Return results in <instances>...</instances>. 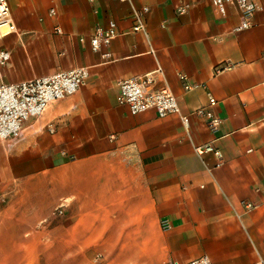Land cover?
Instances as JSON below:
<instances>
[{"label": "crops", "instance_id": "1", "mask_svg": "<svg viewBox=\"0 0 264 264\" xmlns=\"http://www.w3.org/2000/svg\"><path fill=\"white\" fill-rule=\"evenodd\" d=\"M258 3L250 28L233 31L238 9L229 5L220 17L210 0H8L14 32L0 37L10 53L5 83L78 66L89 78L25 121L18 141H0V264H171L202 255L212 264H261L264 0ZM142 6L147 37L131 30V9ZM109 20L118 34L106 59L89 38ZM158 66L156 86L169 87L187 129L175 114L133 115L117 103L119 81ZM180 73L203 87L185 91ZM208 94L221 118L215 132L194 112ZM205 144L220 150V161L194 151ZM60 204L64 215L53 216Z\"/></svg>", "mask_w": 264, "mask_h": 264}, {"label": "built area", "instance_id": "2", "mask_svg": "<svg viewBox=\"0 0 264 264\" xmlns=\"http://www.w3.org/2000/svg\"><path fill=\"white\" fill-rule=\"evenodd\" d=\"M91 1V0H90ZM212 7L220 17L226 15L227 7L233 5L240 13L239 23L233 28V31H242L250 28L251 20L260 6L258 0H210ZM187 6L178 7V13H183ZM149 8L142 6L140 8L132 7L131 18L133 25L131 30L141 32L147 37L145 15ZM54 10H50L53 14ZM14 32V24L11 19L8 0H0V37ZM55 32L60 34L61 30L55 28ZM118 34L115 21L109 20L105 26H97L89 38L90 48L93 52H100L102 58L108 59L110 52L107 48L112 39ZM80 40H83L81 38ZM149 52L155 54V50L149 47ZM10 60V53L6 49H0V141L4 144H12L18 141L23 132L24 122L30 118H37L45 111L46 107L55 101L61 100L67 96L73 95L82 88L89 78V69L86 66L73 67L65 71H60L51 75L35 77L15 83H5L2 80L1 69L5 67ZM218 69H216V72ZM161 68L158 66L154 71L144 75L131 76L118 82L119 91L116 97L119 105H124L133 115L148 110H153L158 117L163 118L170 114L179 117L183 126L188 128V119L180 110L176 97L167 85L156 86V76L161 74ZM179 78L182 82V88L185 91L203 85L188 83L186 75L180 73ZM216 99L208 94V102L205 106L197 108L196 115L204 117L209 131L215 132L221 118L214 113ZM49 131H54V126H49ZM197 154L205 152L212 153L220 161L221 152L211 144L199 145L194 147ZM220 165L218 162L217 166ZM5 195L0 192V203L5 202ZM247 206H250L247 204ZM64 214V205L56 206L53 216H62ZM164 228H168V222L162 223ZM171 264H212L209 256L202 255L186 263ZM264 264V260L261 261Z\"/></svg>", "mask_w": 264, "mask_h": 264}, {"label": "rangeland", "instance_id": "3", "mask_svg": "<svg viewBox=\"0 0 264 264\" xmlns=\"http://www.w3.org/2000/svg\"><path fill=\"white\" fill-rule=\"evenodd\" d=\"M13 33V32H12ZM11 34V33H10ZM9 35V34H8ZM25 124V123H24ZM64 215V214H63Z\"/></svg>", "mask_w": 264, "mask_h": 264}]
</instances>
